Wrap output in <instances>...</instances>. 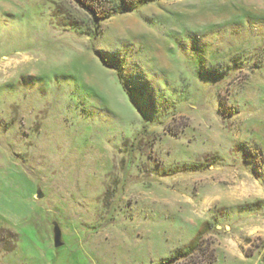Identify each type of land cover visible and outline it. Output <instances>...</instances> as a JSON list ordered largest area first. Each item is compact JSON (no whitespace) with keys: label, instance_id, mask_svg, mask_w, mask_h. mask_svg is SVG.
<instances>
[{"label":"rangeland","instance_id":"rangeland-1","mask_svg":"<svg viewBox=\"0 0 264 264\" xmlns=\"http://www.w3.org/2000/svg\"><path fill=\"white\" fill-rule=\"evenodd\" d=\"M92 20L0 0V264H264V0Z\"/></svg>","mask_w":264,"mask_h":264},{"label":"trees","instance_id":"trees-1","mask_svg":"<svg viewBox=\"0 0 264 264\" xmlns=\"http://www.w3.org/2000/svg\"><path fill=\"white\" fill-rule=\"evenodd\" d=\"M158 1H161V0H88V2H89V4H88L85 1L76 0V2L79 4V6H81L82 9H84L90 15V17L93 19L92 22H93V26H94V29L96 32L95 34L97 36H99V32H100V31L98 32V28H99L98 24L101 21L107 20L108 18L112 17L113 15H124L127 12L135 11L137 8H139L143 5L155 3ZM102 2H104V5L102 6V9H99V11H98L96 8H97V6L102 5ZM94 3H96V4H94ZM95 54H96L97 58H101V62L103 64H106V61L103 59V57L98 55L96 52H95ZM118 76H119V80L121 81L120 74ZM206 227L210 228V226L208 227V225H205V227H202L199 234L197 235L196 239L192 242L188 252L179 253L177 255V257L179 259H188L200 250V248H201L200 242H201L202 238L204 237V235H206L208 232V229ZM173 262L176 263V259L174 261H172V263ZM211 263H212L211 258H209L208 264H211Z\"/></svg>","mask_w":264,"mask_h":264},{"label":"water","instance_id":"water-1","mask_svg":"<svg viewBox=\"0 0 264 264\" xmlns=\"http://www.w3.org/2000/svg\"><path fill=\"white\" fill-rule=\"evenodd\" d=\"M39 196L43 197V195L40 193L38 194V197ZM54 247L57 250L64 247V243L62 241V232L57 225L54 227Z\"/></svg>","mask_w":264,"mask_h":264}]
</instances>
